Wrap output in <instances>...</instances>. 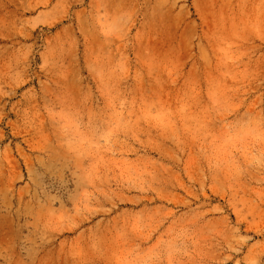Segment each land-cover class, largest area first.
I'll return each instance as SVG.
<instances>
[{"label": "rangeland", "instance_id": "rangeland-1", "mask_svg": "<svg viewBox=\"0 0 264 264\" xmlns=\"http://www.w3.org/2000/svg\"><path fill=\"white\" fill-rule=\"evenodd\" d=\"M0 264H264V0H0Z\"/></svg>", "mask_w": 264, "mask_h": 264}]
</instances>
